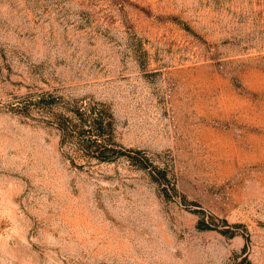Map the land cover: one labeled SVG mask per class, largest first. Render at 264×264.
<instances>
[{"label": "rangeland", "instance_id": "obj_1", "mask_svg": "<svg viewBox=\"0 0 264 264\" xmlns=\"http://www.w3.org/2000/svg\"><path fill=\"white\" fill-rule=\"evenodd\" d=\"M46 92L148 168L68 159ZM0 264H264V0H0Z\"/></svg>", "mask_w": 264, "mask_h": 264}, {"label": "trees", "instance_id": "obj_2", "mask_svg": "<svg viewBox=\"0 0 264 264\" xmlns=\"http://www.w3.org/2000/svg\"><path fill=\"white\" fill-rule=\"evenodd\" d=\"M16 108L25 118H33L34 113L47 126L55 128L68 159L112 163L123 158L141 170L148 168L150 162L143 152L134 155L117 141L114 114L103 103L91 99L66 100L46 92L24 97ZM199 226L210 229L205 222Z\"/></svg>", "mask_w": 264, "mask_h": 264}]
</instances>
